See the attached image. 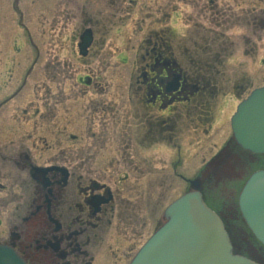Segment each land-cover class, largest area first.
<instances>
[{
  "label": "flooded vegetation",
  "instance_id": "flooded-vegetation-1",
  "mask_svg": "<svg viewBox=\"0 0 264 264\" xmlns=\"http://www.w3.org/2000/svg\"><path fill=\"white\" fill-rule=\"evenodd\" d=\"M52 1L46 32L58 49L51 59L67 67L65 59L87 63L80 81L92 88L85 92L81 116L72 103L63 105L77 102L80 88L54 93L46 86L24 98L21 88L0 104V228L9 226L0 232V244L29 264H95L90 245L102 244L109 229L115 227L117 242L125 245L144 235L141 207L161 199L155 177L161 165L150 163L146 153L160 159L157 147L165 143L181 156L182 139L201 144L213 120L210 99L218 93L210 85L209 59H220L226 42H264V0H166L153 9L151 0ZM231 15H237L240 29L226 40ZM179 21L183 34L176 29ZM86 31L92 40L82 54ZM118 34V46L138 59V67L127 87L102 95L93 88L89 60L104 59L96 49L113 44ZM114 54L113 59L124 53L115 47ZM71 69L69 80L80 67ZM174 76L178 86L167 90ZM3 82L0 89L7 88ZM226 86L222 90L229 92L239 87ZM114 258L119 254L113 250V262H119Z\"/></svg>",
  "mask_w": 264,
  "mask_h": 264
},
{
  "label": "rangeland",
  "instance_id": "rangeland-1",
  "mask_svg": "<svg viewBox=\"0 0 264 264\" xmlns=\"http://www.w3.org/2000/svg\"><path fill=\"white\" fill-rule=\"evenodd\" d=\"M54 1L56 0L52 1V5ZM165 1L151 0L147 3L148 7L153 9L158 3L163 4ZM48 2L49 0H0V59L3 60V65H5L2 72L0 71V87H3V80H5L6 87L8 86L7 89H0V102L8 99L22 86H25L22 98L29 94L30 89L37 91L46 88V86L53 88L54 93H62L63 89L72 87L80 88V97L77 102H63V105L66 104L65 107H68L72 103L81 116L87 106L85 92L88 91V88H92L91 85L80 81V77L86 75L88 66L87 63H79L78 60L65 59L68 62L67 67L58 64L56 61L53 62L54 59H51L52 55L56 53L54 49L58 48L51 46L53 44L47 38L46 31L49 29L52 18L50 16L52 11H47V7H50L47 4ZM231 16L227 21L230 29L225 32L226 40L233 29L234 31L240 29L236 26L239 24L237 15ZM246 20L247 16L242 14L240 23L244 25L247 23ZM176 29L179 34H183L184 30L180 21ZM260 35L262 36V34ZM121 39V35L118 34L113 44L109 42L107 47L96 49L98 50V56L105 55L104 59L89 60V64H93V88L102 95L113 94L116 89L127 87L135 68L138 67V59L129 57V51L122 46H118L122 44ZM115 47L119 48V53H124L123 58L120 56L113 59L118 55L114 54ZM215 49L218 48L216 47L213 50L215 51ZM218 52L222 54L220 59H209L210 85L216 87L218 93L214 99H210V103L213 102L214 107L211 127L206 126L208 133H205V131L201 133L202 139L199 146L188 145L186 139H182L180 143L181 156L176 154V150L173 149L171 144H168L170 147L165 143L157 147L160 159H156L153 154L151 155V151H148L152 150V147L146 148L149 162L153 163L155 161V164L160 162L161 165L160 170H156L155 175L156 179L159 178L161 181L159 187L160 202L155 206L141 207L144 211L141 224L145 226L142 238L126 245L123 242H117L118 240L113 234L115 232L114 227L108 230L102 244L98 246V244L93 245L92 242L90 249L93 251L91 252L92 256L93 253L95 255V264H129L143 242L154 232L155 227L163 223V220H161L162 215L159 217L160 214H163L164 209L173 200L189 189L190 185L186 179H194L200 169L218 154L230 139V117L233 114L230 107L237 106L255 88L264 86V42L262 40L253 39L250 44L244 43L243 40L235 43L226 42L223 47L219 48ZM195 60L197 64H199V60L206 61V59ZM72 66L80 67V69L75 74L74 79L69 80L66 74L69 70H74L71 69ZM11 68L12 70L8 71ZM7 73H11L12 77L8 76ZM14 74L15 76H13ZM8 77L11 79L8 80ZM7 82L9 85H7ZM74 82L78 85H74ZM229 83L230 86H239L238 90L234 92L231 90L229 92L226 89L222 90L223 86L227 87L226 85H229ZM19 99H21V96L15 100ZM229 112L230 114H228ZM87 128L88 126L85 125L81 136L86 137L89 135L86 132ZM191 140L195 141V138L193 137ZM85 141L87 140L85 139ZM83 147L85 146L83 145ZM88 150L93 151V148ZM132 152L135 156V151ZM136 224L137 221H135L134 226ZM8 228L9 226L4 224L0 228V232H7ZM113 250L116 254H119L118 259L114 258L119 260L117 263L113 262ZM122 253L126 255L123 257V255L121 256Z\"/></svg>",
  "mask_w": 264,
  "mask_h": 264
},
{
  "label": "water",
  "instance_id": "water-1",
  "mask_svg": "<svg viewBox=\"0 0 264 264\" xmlns=\"http://www.w3.org/2000/svg\"><path fill=\"white\" fill-rule=\"evenodd\" d=\"M169 88H175L174 80L169 83ZM232 127L237 143L244 150L264 154V88L255 90L239 105ZM228 156L227 151L224 162ZM221 160L219 156L214 167ZM217 172L220 173V170ZM201 184L200 178L194 180V190L168 208L167 225L143 248L132 264H246L232 254L228 236L202 199L199 192ZM244 196L254 201V223L262 235L255 231L264 242V214L258 212L255 215V211L264 205V173L253 178ZM257 217L259 220H256ZM0 264L27 263L11 248L0 246Z\"/></svg>",
  "mask_w": 264,
  "mask_h": 264
},
{
  "label": "trees",
  "instance_id": "trees-1",
  "mask_svg": "<svg viewBox=\"0 0 264 264\" xmlns=\"http://www.w3.org/2000/svg\"><path fill=\"white\" fill-rule=\"evenodd\" d=\"M259 165H261L260 167H263V168H264V159L262 160V162H261ZM235 184H238V183L236 182ZM206 195H208V193H206ZM206 200H207V202H212V201L208 198V196L206 197ZM217 203H219V201H215V202H213V204H215V205H216Z\"/></svg>",
  "mask_w": 264,
  "mask_h": 264
},
{
  "label": "bare ground",
  "instance_id": "bare-ground-1",
  "mask_svg": "<svg viewBox=\"0 0 264 264\" xmlns=\"http://www.w3.org/2000/svg\"><path fill=\"white\" fill-rule=\"evenodd\" d=\"M234 108H235V105H233L232 108L230 107L231 111H233ZM230 109H229V110H230ZM228 114H230V112H229Z\"/></svg>",
  "mask_w": 264,
  "mask_h": 264
}]
</instances>
